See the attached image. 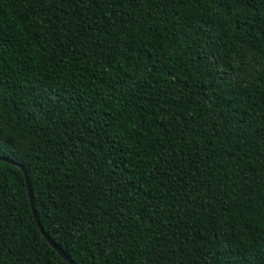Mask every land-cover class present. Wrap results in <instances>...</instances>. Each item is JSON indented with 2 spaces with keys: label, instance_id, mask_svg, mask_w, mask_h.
Here are the masks:
<instances>
[{
  "label": "trees",
  "instance_id": "16d2710c",
  "mask_svg": "<svg viewBox=\"0 0 264 264\" xmlns=\"http://www.w3.org/2000/svg\"><path fill=\"white\" fill-rule=\"evenodd\" d=\"M0 157V264H71L31 196L74 264H264V0H0Z\"/></svg>",
  "mask_w": 264,
  "mask_h": 264
},
{
  "label": "water",
  "instance_id": "95a60500",
  "mask_svg": "<svg viewBox=\"0 0 264 264\" xmlns=\"http://www.w3.org/2000/svg\"><path fill=\"white\" fill-rule=\"evenodd\" d=\"M0 160L1 161H4V162H9V160L3 158V157H0ZM16 164V163H14ZM19 168L22 169V171L24 172L25 176H26V180H27V184H28V189H29V193H30V196H31V190H30V183H29V179H28V173L26 171V169L20 165V164H16ZM31 203H32V207H33V211H34V215H35V218H36V221L38 223V226L42 232V234L44 235V237L47 239V241L49 242V244L62 256L64 257L66 260H68L71 264H74L72 261H70L68 259V257L65 255V253L57 246V244L55 242H53L50 237L45 233L43 227L41 226L40 222L38 221V218H37V214L35 213V210H34V205H33V200H32V196H31Z\"/></svg>",
  "mask_w": 264,
  "mask_h": 264
}]
</instances>
